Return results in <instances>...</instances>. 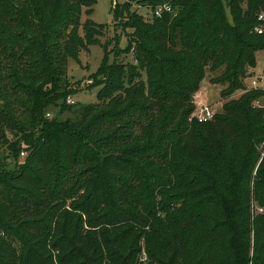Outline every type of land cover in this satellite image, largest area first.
Returning a JSON list of instances; mask_svg holds the SVG:
<instances>
[{
	"label": "trees",
	"instance_id": "obj_1",
	"mask_svg": "<svg viewBox=\"0 0 264 264\" xmlns=\"http://www.w3.org/2000/svg\"><path fill=\"white\" fill-rule=\"evenodd\" d=\"M134 1L150 9L173 8L176 3H185L184 0ZM198 1L200 7L204 5L194 10L197 14L193 20L194 29L184 35L186 47L183 51L188 56L185 57L188 67L185 73L175 79L164 78L161 90L156 92H150L145 85L135 82L131 85L134 86L131 94L115 96V80L124 86L132 83V77L127 76L129 71L111 64L113 68L107 73L110 78H106L97 93L100 99L81 107L77 116L79 121L74 122L76 127L85 126V132L90 135V127L85 123L89 119L93 120L91 124L99 123L93 114L96 107L115 112L102 117L110 128L115 118H122L125 123L143 122L153 105L158 103L161 112L167 111L160 120V130L155 127L153 118L147 121L148 134L156 138L161 148L153 160L149 153L140 150L132 154L134 167L120 163L116 159L119 157L105 159L107 169L126 180L125 184L113 190V197L130 213L132 221H101L99 230L90 225L105 215L107 201L97 187L87 188L82 198L81 190L84 191L85 187H77L67 179V169L84 159L78 155V148L72 149V139L80 140L67 131L73 125L72 121L56 123L44 118L45 107L63 97V93L57 92L58 81L50 79L54 87L46 90L38 99L39 106L30 111L31 122L38 129L33 132L36 137L20 139L10 146L13 165L6 168L0 177V194L4 198L0 205L3 224L0 225V264H120L119 256H125V264H188L186 257L189 251L193 253L194 264H264V153L258 147L264 141V107L256 105V98L264 96V91L251 88L252 101L248 105L228 99L222 105L221 113H214L212 119L203 122L190 120L195 108L194 95L204 77L206 62L211 63L213 58L220 61L228 59L233 50L231 43L236 45L235 50L239 46L230 64V75L225 77L232 90L255 66L256 53L264 50V0H253L245 9L241 6L243 0H227V10L223 0ZM94 3L95 0H36L34 3L29 0H0V24L2 28L11 29L14 9L10 4L21 6L29 15L33 10L37 16L33 19L34 26L42 25V28H25L46 41L47 55L59 69H65L69 58L78 57L101 35L100 24L89 17L81 21L82 14H92ZM167 15L168 11L162 8L155 20ZM144 37L158 44L160 36L150 29L146 30ZM5 50L0 42V99L13 114H18L29 94L25 85L37 81L35 77L31 81L24 68L6 55ZM205 53L215 57H204ZM9 68H12L11 73ZM135 70L136 67L131 69L133 74ZM221 93L229 96L224 91ZM247 121L258 139L246 162L247 180L236 199L237 218L234 214L220 211H207L205 217L201 213L189 212L184 205L202 201L203 192L207 190L203 189L206 179L199 177L200 170L209 175L212 173L207 166L212 161L209 144L203 142L209 136L214 137L219 130L223 134L220 136L226 135L230 139L227 160L234 161L241 157L244 142H247ZM2 126L0 118V129ZM125 131L123 139L101 143L102 147L126 146L132 144L134 137L143 142L132 127ZM21 143H25L28 151L23 162L17 160ZM236 147L241 150L236 152ZM50 163L51 167L47 166ZM191 167L195 172L192 177ZM52 169L56 170L52 172ZM139 169L152 173L142 192L135 181ZM211 190L215 197L225 194L223 189ZM176 198L179 200L175 201ZM57 202L61 203L57 206L61 208L70 205L66 210L64 227L68 228L74 219L71 242L56 237L54 215L48 212V205L54 206ZM234 220L239 222L234 223ZM112 234L115 244L107 239Z\"/></svg>",
	"mask_w": 264,
	"mask_h": 264
},
{
	"label": "rangeland",
	"instance_id": "obj_2",
	"mask_svg": "<svg viewBox=\"0 0 264 264\" xmlns=\"http://www.w3.org/2000/svg\"><path fill=\"white\" fill-rule=\"evenodd\" d=\"M29 1L34 3L36 0ZM184 2L178 5L176 3L173 8L165 6L168 15L160 20H155V17L160 16L161 9L164 7L150 9L148 6L134 0H95L92 14L89 16L82 14L81 21L83 22L84 19L90 18L96 24H100L101 35L97 41L83 50L78 57L69 58L65 69H59L47 55L45 50L46 41L40 37L37 38L36 35L29 33L25 28L27 26L38 30L42 28V25L34 26L33 19L37 17L36 13L32 10L30 15L26 14L21 6L10 4L11 9H14L13 25L11 29H5L0 24L1 45L6 49V55L8 54L10 58L18 61V64L24 68L29 79L32 81L35 77L37 82H30L25 85L29 89V94L26 97L25 105L22 104L20 106L18 114H13L6 103L0 99V118L3 121V126L0 129V177L2 173H5L4 170L6 168H10L13 165L10 146L20 139L24 141L25 138L29 140L32 137H36L33 132L38 129L31 122L30 111L34 107L39 106L40 102L38 99L43 96L45 91L54 87L49 80L56 79L58 81L57 92L59 94L63 93V97L49 103L45 107L44 118L56 123L72 121L73 125H70L67 131L80 139L79 141L72 139V149L78 148V155L80 157L83 156L84 159L82 163L80 162L78 165L75 164L67 169V179L73 185L76 183L77 187H85L83 188L84 191L81 190L82 195H86L87 188L93 189L97 187L104 194L107 201L105 215L90 225H95L92 228L99 230L98 223H101V221L102 223L109 222V219L118 222L125 219L132 221L130 213L120 207L113 197V190L118 185L125 184L126 180L122 176L109 171L105 165V159L119 157L116 159L120 163L134 167L132 154L140 150L149 153L148 155L153 160L152 157L156 153H160L161 148L156 138L148 134L146 130L147 121L149 118H153L155 127L160 130V120L163 114L167 115V111L161 112V107L158 103L153 105V108L150 109V115L143 122L125 123L124 119L115 118L110 128V124L102 121L104 120L102 117L104 114L115 112L96 107L93 114L96 115V123H99L91 124L93 122L92 119L85 123V125L90 127V133H92L90 135L85 132V126L76 127L74 122L79 121L77 116L81 107L88 103H95L100 99L97 97V93L102 89L106 78H110L109 75L107 77V73L114 65L118 69L122 68L124 71H129L127 76L132 77L130 80L132 83H125L124 86L120 85L118 80H115L114 86H116L114 88H117L115 90L116 93L113 94L115 96H118L119 93L131 94L134 88L131 85L135 82L142 83L150 92H156L161 90L164 78H179L186 72L188 67L185 57L188 56L183 51L186 47L184 46V35L193 31V20L197 17L194 10L200 7V3L198 0H184ZM223 2L227 10L228 2L227 0H223ZM252 2L253 0H243L241 6L245 9L248 3L252 4ZM113 9L116 12L115 17L113 16ZM150 29L156 31L160 36L157 39L158 44L154 43L153 39L144 37L146 30ZM33 41H37L35 45L32 44ZM231 44L233 45V50L228 56L230 58H225L223 61L213 58L211 63H205L204 77L200 81L199 90L194 95V110H197L203 104L209 105L210 109L218 114L221 113L222 105L228 99H236L239 103L248 105L252 101L249 91L252 88L253 81H256L261 86L264 85V50H262L256 53L255 66L241 78L239 86L233 88V90L231 87L229 88L230 82L225 77L230 75V64L239 49V46H237L235 50L236 45L233 42ZM198 57L200 56L198 55ZM204 57L215 56L205 53ZM111 64L113 65L111 66ZM134 67H136L135 74L131 71ZM8 71L11 73L12 68H9ZM115 72H117V69H115ZM258 77H261V80H258ZM222 91L229 94V96L225 97L221 93ZM68 98L73 102H68ZM256 100H258L256 105L263 107L264 96L256 98ZM257 106L256 108H258ZM42 110L44 112V108ZM245 126L249 129L247 142H244V151L241 157L234 161L229 162L227 160L230 139L226 135L220 136L221 132L219 130L217 131L218 134L214 137L209 136L203 142L209 144V157H212V161L207 166L212 173L209 175L200 170L199 177L206 179L203 189L207 190L203 192L202 201L188 202L184 205V208H187L189 212L201 213L202 217L206 216L207 211H220L223 214H234L235 217L238 215L239 210L236 199L247 180L246 177L248 175L246 176L245 174L246 162L250 159L248 156L253 152L252 149L254 150V145L258 139L257 133L250 127L248 121ZM128 127H132L135 133H138L139 137L143 138V142H139L136 137L132 136L134 137L132 144L121 145L117 148L107 147L104 149L102 147L101 143L123 139L122 137H124L125 130ZM91 129H94V132ZM19 145L22 147L17 160L23 162L28 155V151L25 148V143ZM258 147L261 153H264V141ZM219 149L221 150L220 153ZM240 150V147H236V152ZM176 151L179 152L178 150ZM216 155H218L217 160H215ZM47 166L51 167V163ZM55 170L52 169V172ZM190 171V177L195 175L194 168L191 167ZM54 176L55 174L52 176L53 179ZM151 176V172L139 169L138 174L135 175V181L140 187L139 191H144ZM216 188L219 190L223 189L225 194H219L215 197L210 191ZM84 195L82 198H84ZM92 196L95 197L96 194L93 193ZM140 196L143 197L144 195L141 194ZM174 197L180 199L179 195ZM178 198L175 201H178ZM3 199L0 194V205L3 203ZM12 203L15 202L12 201ZM204 205L206 206L203 207ZM57 206H61V203L57 202L54 206L48 205V212L51 216L54 215L53 224L56 226V237H59L62 241L71 242L74 219L72 218L68 228L64 227V221L67 217L66 210L70 209V205L65 206V208ZM262 211H264V208ZM238 220L233 222H239ZM0 225L3 226L1 218ZM107 239L111 244H115L114 234ZM0 260H2V257H0ZM186 261L188 264H194L192 251L188 252ZM119 263L125 264V256H119Z\"/></svg>",
	"mask_w": 264,
	"mask_h": 264
},
{
	"label": "built area",
	"instance_id": "obj_3",
	"mask_svg": "<svg viewBox=\"0 0 264 264\" xmlns=\"http://www.w3.org/2000/svg\"><path fill=\"white\" fill-rule=\"evenodd\" d=\"M163 7H164V6H163ZM160 8H161V7H160ZM164 8H165V7H164ZM263 78H264V77H263ZM259 80H261V77H259ZM252 88L260 89V90H263V91H264V85L261 86V85L257 84L256 81H253V83H252ZM67 101H68V102H71V103L73 102L70 98H68ZM256 104H258V103L256 102ZM263 107H264V105H263ZM194 109H195V108H194ZM213 115H214V111L210 109L209 105H203V104H202V105H200V106L198 107L197 110H194V111L192 112V115H191V117H190V120H191V119H195V120H197L198 122H203V121H207V120L212 119Z\"/></svg>",
	"mask_w": 264,
	"mask_h": 264
}]
</instances>
